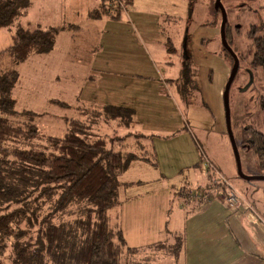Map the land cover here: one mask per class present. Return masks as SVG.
Here are the masks:
<instances>
[{"label":"rangeland","instance_id":"374dc122","mask_svg":"<svg viewBox=\"0 0 264 264\" xmlns=\"http://www.w3.org/2000/svg\"><path fill=\"white\" fill-rule=\"evenodd\" d=\"M213 1L129 0L122 6L120 18L103 17L105 24H82L83 15L75 12L70 18L79 21L80 28L74 30L65 26L67 17L57 13L63 10L58 4L64 0H30L24 14L0 28L1 50L8 46L18 26L60 27L49 52H31L17 65L9 57H0V72L13 66L18 73L11 89L15 110L33 112L12 117L13 123L22 124L32 117L39 132L57 136L64 133L68 118H82L83 112L94 106L116 103L136 109L139 121L135 130L145 139L134 135V130L115 128L112 122L104 123L98 131L100 135L108 133L106 139L115 148L120 143L116 138L125 131L131 135L123 141L124 150L137 152L134 143H147V157L152 160L137 159L118 175L122 182L128 181L120 189V197L137 198L122 206V213L129 216L123 217L124 227L135 237H157L161 229L157 219L172 209L170 195L191 207L218 197L228 205L233 198V208H251L264 222V180L238 176L225 126L222 96L232 62L221 45ZM97 2L89 0L88 4L96 6ZM221 2L227 7L231 24L228 44L239 58L228 103L241 171L250 176L264 175V169L256 167L254 154L243 148L240 137L242 127L253 126L264 132L263 68L251 64L252 46L247 34L252 24L261 26L259 33H264V0ZM243 2L245 7L237 9L236 4ZM234 22L238 28L232 27ZM97 33L102 36L98 45ZM168 46L175 50L170 51ZM70 50L73 56L67 57ZM189 59L199 90L191 88L186 102L169 85L166 93L164 79L177 81ZM211 110L220 121H214ZM108 213L112 217L114 210L109 208ZM177 244L174 236L168 245H155L153 251L144 254L149 258L144 264H169ZM6 260L11 264L8 257Z\"/></svg>","mask_w":264,"mask_h":264},{"label":"trees","instance_id":"16d2710c","mask_svg":"<svg viewBox=\"0 0 264 264\" xmlns=\"http://www.w3.org/2000/svg\"><path fill=\"white\" fill-rule=\"evenodd\" d=\"M127 2L101 0L99 8L88 15L118 18ZM29 4L30 0H0V27L12 24ZM230 26H225L227 43ZM250 26L251 64L262 67L264 75V33H259L261 26ZM59 29L18 26L0 57H9L17 65L31 52H49ZM17 76L13 66L0 72V264H7L6 257L11 264H144L134 257L138 248L128 246L123 232L109 221L108 209L118 203V175L137 159H152L142 143L137 152L124 150L127 134L117 136L120 143L115 148L106 139L108 133L98 132L104 123L113 121L117 127L129 128L135 108L114 103L94 106L82 118H68L62 135H45L32 117L22 124L11 120L33 115L15 110L11 89ZM195 78L189 59L174 80L186 102L191 88L199 90ZM240 137L243 148L257 159L256 167L264 169V132L242 127ZM175 237L174 257L182 245L181 236ZM158 244L169 243L154 246Z\"/></svg>","mask_w":264,"mask_h":264},{"label":"crops","instance_id":"0c3cea01","mask_svg":"<svg viewBox=\"0 0 264 264\" xmlns=\"http://www.w3.org/2000/svg\"><path fill=\"white\" fill-rule=\"evenodd\" d=\"M58 1L60 0H57V2ZM88 3L89 0H64V3L58 4L62 7L63 10L60 9L57 11V13L60 14L61 17L66 16L67 22H65V26L74 30L76 28H80L77 25L80 24L79 21L70 18V16L74 15L75 12H81V14L83 15L82 24L89 25L97 22H102L103 24H105L106 22H104L103 17H107L110 19L120 18L122 12L121 9L118 18H113L110 15H102L100 17H97V19L91 18L88 15L89 11L99 8L98 6L100 5L101 0H98L96 6H94L95 4H92V6H90ZM52 26L55 25H48L43 27ZM58 33L55 38H57V36L59 35ZM96 38L98 41V45L101 43L102 36H98L97 33ZM171 48L172 49L170 51L175 50L172 46ZM66 56H73L71 50L68 51V54ZM77 67L80 68L81 66L77 65ZM208 80L210 81V78H208ZM164 81L167 82V84L164 83L165 86H167L165 89L166 93H168L169 91L168 88L172 87L174 88L176 94H178L176 90V83L173 79L167 78V80L164 79ZM168 85L170 87H168ZM159 86L163 85L159 84ZM178 98L183 100V98L179 96V94ZM211 115L214 121L217 119L220 121L218 115H215L213 111L211 112ZM133 119V124L129 128L124 127L125 129L136 131L135 128L137 127L139 121L136 118V113L134 114ZM112 123L114 125L116 124L115 121H113ZM117 128L119 129L121 127ZM130 133V131H125L123 136H125V134L129 136L131 135ZM136 134H138L139 136L141 135L140 137L142 140L146 138V136L142 132L136 131L134 132V135ZM142 144L144 148H147V143L143 142ZM134 147L136 148V150L139 149L137 142L134 143ZM119 181L120 185L118 186L119 188L117 197L118 203L114 207L110 208L114 210V213L112 214V217L108 213L109 221L114 224L115 227H118L121 232H123L125 242L128 246L130 245L138 248L139 252L144 251L143 253L140 252L139 254L141 255L136 257L139 258V260H142L144 262V260L146 261L149 259L148 257L144 256V254L146 252L153 251L152 247H154V244L159 242L170 243L174 236L180 235L182 241L181 248L178 252V255H176L175 257L173 255L172 257L169 256V264H264V222L253 210H251V208H233V206L227 205L221 197L214 198L212 200L210 199L207 203L204 204L197 203L196 207H191L188 202H182L178 196L175 200L173 199V196L170 195L171 197L168 196V201L171 203L170 205L172 209L168 208L166 216H163L162 218L161 215L159 219H157L158 223L160 222L161 228L159 234H157V237H155L154 235H148L147 237H135L134 235H132L133 232H128L124 227L123 217L125 216L126 218H128L129 216L128 213L125 215L122 213V206L128 203V200L133 201L137 198L130 196L121 198L120 189L128 181L125 183L120 179ZM135 212L136 210H133L132 214H134ZM141 214L142 216H144L146 213ZM145 238L147 239L145 240ZM135 239H137V241H134Z\"/></svg>","mask_w":264,"mask_h":264},{"label":"water","instance_id":"95a60500","mask_svg":"<svg viewBox=\"0 0 264 264\" xmlns=\"http://www.w3.org/2000/svg\"><path fill=\"white\" fill-rule=\"evenodd\" d=\"M214 8L219 9L221 13V20H220V27H219V36H220V41L222 47L225 48L229 56L233 59L232 65L230 67V73L226 79V83L224 85L223 89V96H222V103H223V108H224V115H225V126L227 129V134L230 140V145L232 148L233 152V157L235 160V165H236V171L238 173V176L251 181L252 179L255 180H264V175H246L241 171V159L239 157V151L236 146L235 138L233 137L232 134V129L230 126V115H229V103H228V98H229V88L234 81L235 74L238 71V66H239V58H237L236 53L233 51V49L229 46L227 43L226 35H225V26H226V20H227V13H225V8L221 0H214Z\"/></svg>","mask_w":264,"mask_h":264},{"label":"flooded vegetation","instance_id":"af4514ba","mask_svg":"<svg viewBox=\"0 0 264 264\" xmlns=\"http://www.w3.org/2000/svg\"><path fill=\"white\" fill-rule=\"evenodd\" d=\"M214 2V1H213ZM236 7H237V9H243L244 7H245V3L243 2V3H241V4H236ZM213 8H214V5H213ZM225 8V13H227V7L225 6L224 7ZM214 10V12L216 13V16H219V23H220V20H221V13H220V11H219V9H213ZM227 26L228 25H231V24H229V21H228V13H227V20H226V23H225ZM219 27H220V24H219ZM232 27H236V28H238L239 27V25H238V23H236V22H234L233 23V26ZM227 28V27H226ZM226 33V32H225Z\"/></svg>","mask_w":264,"mask_h":264},{"label":"built area","instance_id":"2783aa9c","mask_svg":"<svg viewBox=\"0 0 264 264\" xmlns=\"http://www.w3.org/2000/svg\"><path fill=\"white\" fill-rule=\"evenodd\" d=\"M118 0H111V2L113 3V2H117ZM124 4H122V6H123ZM211 169V168H210ZM217 173L218 172H215V174L217 175ZM230 200H232L233 198H229ZM228 201L227 203H228V205L230 206L232 203H231V201Z\"/></svg>","mask_w":264,"mask_h":264}]
</instances>
